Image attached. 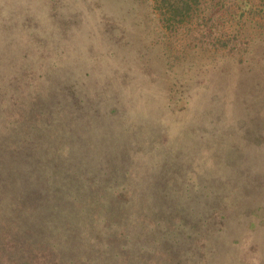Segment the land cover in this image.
I'll list each match as a JSON object with an SVG mask.
<instances>
[{
  "label": "rangeland",
  "instance_id": "rangeland-1",
  "mask_svg": "<svg viewBox=\"0 0 264 264\" xmlns=\"http://www.w3.org/2000/svg\"><path fill=\"white\" fill-rule=\"evenodd\" d=\"M161 19L0 0V264H264V64Z\"/></svg>",
  "mask_w": 264,
  "mask_h": 264
},
{
  "label": "trees",
  "instance_id": "trees-1",
  "mask_svg": "<svg viewBox=\"0 0 264 264\" xmlns=\"http://www.w3.org/2000/svg\"><path fill=\"white\" fill-rule=\"evenodd\" d=\"M151 1L180 46L236 58L245 73L264 64V0ZM121 196L109 199L123 204Z\"/></svg>",
  "mask_w": 264,
  "mask_h": 264
}]
</instances>
